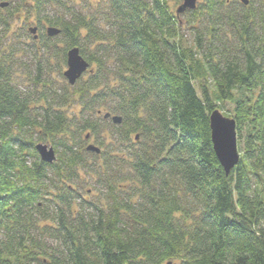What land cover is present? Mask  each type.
Listing matches in <instances>:
<instances>
[{
    "label": "trees",
    "instance_id": "obj_1",
    "mask_svg": "<svg viewBox=\"0 0 264 264\" xmlns=\"http://www.w3.org/2000/svg\"><path fill=\"white\" fill-rule=\"evenodd\" d=\"M170 1L0 0V264H264V0Z\"/></svg>",
    "mask_w": 264,
    "mask_h": 264
},
{
    "label": "water",
    "instance_id": "obj_2",
    "mask_svg": "<svg viewBox=\"0 0 264 264\" xmlns=\"http://www.w3.org/2000/svg\"><path fill=\"white\" fill-rule=\"evenodd\" d=\"M245 5L248 0H241ZM198 0H181V4L175 11L177 17L185 11H193L196 9ZM7 6V3H2L0 7ZM30 34L33 35L34 40L37 39V27L29 29ZM60 33V30L54 27H48L46 34L49 37H54ZM89 63L81 56L77 47H74L66 53V66L62 72L70 86L75 83L88 71ZM104 118H111L112 123L120 124L121 118L119 116L104 115ZM210 138L214 154L223 169L226 176L236 167L240 159V153L237 146L236 124L233 118L224 116L218 109L213 110L209 115ZM88 139V135L86 136ZM40 160L43 163L52 164L56 160L55 151L48 143H37L34 147ZM87 152L95 154L100 153V149L94 144L86 146ZM169 264V263H168Z\"/></svg>",
    "mask_w": 264,
    "mask_h": 264
},
{
    "label": "rangeland",
    "instance_id": "obj_3",
    "mask_svg": "<svg viewBox=\"0 0 264 264\" xmlns=\"http://www.w3.org/2000/svg\"><path fill=\"white\" fill-rule=\"evenodd\" d=\"M169 4H170V7L172 8L173 12H175L176 9L178 8V6L181 4V2L179 4H176L173 0H171L169 2ZM30 24H31L30 27H35L36 26L35 21L32 20V19L30 20ZM232 107L233 106L231 104H226V108H225V111L224 112H226V114H230L231 115ZM90 143L92 144V142H90ZM88 186H90V185H88Z\"/></svg>",
    "mask_w": 264,
    "mask_h": 264
}]
</instances>
